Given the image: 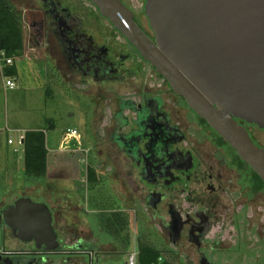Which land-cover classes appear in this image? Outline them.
Masks as SVG:
<instances>
[{
    "label": "flooded vegetation",
    "instance_id": "flooded-vegetation-1",
    "mask_svg": "<svg viewBox=\"0 0 264 264\" xmlns=\"http://www.w3.org/2000/svg\"><path fill=\"white\" fill-rule=\"evenodd\" d=\"M8 1L20 17L23 35L20 54L9 57L13 81L20 75L15 62L22 57L26 61L27 50V58L41 67L27 72L44 82L45 93L56 90L83 106V129L76 137L90 145L94 157L113 164L110 171L114 178L123 177L122 191L137 196L149 221L161 229L171 245L172 238H179L172 246L181 247L184 238L182 247L199 257L198 264L202 258L215 264L207 258L220 245L210 240L214 222L220 232L228 230L224 238H264V203L259 208L255 204L256 198H264L263 182L90 0ZM118 1L138 29L154 42L146 16L147 0ZM243 126L253 143L264 150V144L249 133L254 125ZM3 210L1 264H49V258L55 256L61 258V264H77L80 258L82 264H94L108 253L125 262L122 251H95L92 243L82 239L72 247L59 248L62 237L53 227V218L58 242L55 250H49L48 241L39 247L34 240L24 242L19 231L14 232L5 222ZM256 216L263 219L247 237L244 233L250 232V219ZM173 218L181 224L177 237ZM109 219L106 223L111 226ZM10 239L17 248L7 245Z\"/></svg>",
    "mask_w": 264,
    "mask_h": 264
},
{
    "label": "water",
    "instance_id": "water-1",
    "mask_svg": "<svg viewBox=\"0 0 264 264\" xmlns=\"http://www.w3.org/2000/svg\"><path fill=\"white\" fill-rule=\"evenodd\" d=\"M90 1L264 183V150L243 126L264 131V0H147L154 42L118 0ZM2 214L20 240H34L37 247L48 241L49 250L57 248L46 205L20 198ZM172 224L177 237L179 219ZM178 239L172 238V245ZM94 264L126 262L114 256ZM200 264L208 263L202 258Z\"/></svg>",
    "mask_w": 264,
    "mask_h": 264
},
{
    "label": "rangeland",
    "instance_id": "rangeland-1",
    "mask_svg": "<svg viewBox=\"0 0 264 264\" xmlns=\"http://www.w3.org/2000/svg\"><path fill=\"white\" fill-rule=\"evenodd\" d=\"M25 55L26 61L22 57L15 62L20 75L15 80L16 87L13 90L4 89V78L0 72V136L4 139L6 155L10 160L8 163L0 162V211L20 198H30L33 202L46 204L52 213L54 229L61 232L59 248L72 247L80 239L92 243L94 248L96 240L99 245L94 250L122 251L126 262L127 254L134 247L137 246L139 250L140 247L149 245L153 250L163 252V258L172 264H198L199 257L182 247L184 238H181V247L172 246L161 229L149 221L137 196L122 191L123 177L114 178L110 171L113 165L111 162L103 157H94L90 145L84 140L79 141L80 137L70 140L64 138L69 130L82 131L85 109L77 101L68 100L67 96L56 90L45 93L44 82L26 70L39 71L41 67L27 58V50ZM37 128L45 133L48 174L57 179L26 177L22 171V154L17 159L18 154L13 152L14 145L6 144L7 138L11 137L15 143L18 133ZM249 133L257 142L264 144V131L251 126ZM72 148L74 152L69 151ZM229 153L236 158L232 152ZM239 201L241 203V198ZM263 203V196L261 199L256 198V208ZM261 210L264 214L263 207ZM256 213L260 212L256 210ZM262 216L250 219L252 227L249 233H244L245 236L254 234V228L258 227ZM107 218H110L111 226H108L110 222L106 223ZM226 229L230 227L226 226ZM227 231L220 232L214 222L210 240L211 243L218 242L220 245L207 256L209 262L264 264L263 236L224 238ZM6 243L12 249L18 246L11 239ZM114 256L117 254L107 255L108 258ZM49 262L61 264V258L55 256L49 258ZM82 263L83 259L80 258L77 264Z\"/></svg>",
    "mask_w": 264,
    "mask_h": 264
},
{
    "label": "trees",
    "instance_id": "trees-1",
    "mask_svg": "<svg viewBox=\"0 0 264 264\" xmlns=\"http://www.w3.org/2000/svg\"><path fill=\"white\" fill-rule=\"evenodd\" d=\"M22 47L23 35L20 17L8 0H0V52H4L6 57H14L20 54ZM11 74L12 72H6V75ZM23 144V174L34 179H55L56 177L49 176L47 171L44 131H27ZM256 177L259 180V177ZM262 185L264 186V183ZM138 252V264H172L163 258V252H157L149 245L140 247Z\"/></svg>",
    "mask_w": 264,
    "mask_h": 264
},
{
    "label": "built area",
    "instance_id": "built-area-1",
    "mask_svg": "<svg viewBox=\"0 0 264 264\" xmlns=\"http://www.w3.org/2000/svg\"><path fill=\"white\" fill-rule=\"evenodd\" d=\"M0 65H5V66H10L11 65V59L6 57L4 52H0ZM4 86L5 88L9 89V90H13L14 89V81L11 78H6V80H4ZM16 133H18L16 131ZM25 133H18L16 142L14 143V141L12 140L11 137L8 138L7 140V144L8 145H14V149L13 152L16 154H22L23 152V142H24V138H25ZM77 136V131L76 130H69L68 132L65 133V137L67 139H73ZM138 258H139V252L138 249L136 247L133 248V250L131 252H129L127 254V260H126V264H138Z\"/></svg>",
    "mask_w": 264,
    "mask_h": 264
},
{
    "label": "crops",
    "instance_id": "crops-1",
    "mask_svg": "<svg viewBox=\"0 0 264 264\" xmlns=\"http://www.w3.org/2000/svg\"><path fill=\"white\" fill-rule=\"evenodd\" d=\"M9 58V57H8ZM11 69H12V67H11V65L9 66H5V65H0V72H1V75L3 76V80H6V78H11L12 76L11 75H6V72L7 71H9V72H11ZM8 76V77H7ZM3 87H4V89H7V88H5V86H4V81H3ZM9 90V89H8ZM1 128V127H0ZM2 129H0V131H1ZM40 129H34V130H27V131H39ZM27 131H25V132H27ZM41 131H43V130H41ZM65 138V137H64ZM66 139V138H65ZM7 140H8V138H7ZM7 140H6V144H7ZM67 140H69V139H67ZM8 145V144H7ZM7 147L5 146V144H4V139H3V137H1L0 136V162H1V164L2 163H8V162H10V160L7 158L8 157V155H6V153H7ZM69 151H72V152H74V150H73V148L72 149H69ZM16 158L17 159H19L20 157H19V154L18 155H16ZM103 226H104V224H103ZM105 226L107 227V224H105ZM97 241L96 240H94V248L95 247H98L97 245H99V244H97L96 243ZM137 247V246H136ZM96 249V248H95ZM96 251V250H95Z\"/></svg>",
    "mask_w": 264,
    "mask_h": 264
},
{
    "label": "bare ground",
    "instance_id": "bare-ground-1",
    "mask_svg": "<svg viewBox=\"0 0 264 264\" xmlns=\"http://www.w3.org/2000/svg\"><path fill=\"white\" fill-rule=\"evenodd\" d=\"M8 77V76H7ZM10 78V77H9ZM12 79V78H11ZM13 80V79H12ZM14 88H15V82H14ZM64 137H65V135H64ZM66 138V137H65ZM67 139V138H66Z\"/></svg>",
    "mask_w": 264,
    "mask_h": 264
}]
</instances>
